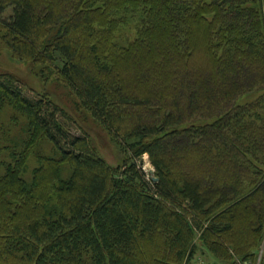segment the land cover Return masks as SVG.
<instances>
[{
    "label": "trees",
    "instance_id": "trees-1",
    "mask_svg": "<svg viewBox=\"0 0 264 264\" xmlns=\"http://www.w3.org/2000/svg\"><path fill=\"white\" fill-rule=\"evenodd\" d=\"M0 48L58 74L125 153L111 166L0 72V264H183L197 241L257 260L264 0H0Z\"/></svg>",
    "mask_w": 264,
    "mask_h": 264
},
{
    "label": "rangeland",
    "instance_id": "rangeland-1",
    "mask_svg": "<svg viewBox=\"0 0 264 264\" xmlns=\"http://www.w3.org/2000/svg\"><path fill=\"white\" fill-rule=\"evenodd\" d=\"M202 58L204 59V57L196 55L193 59L201 63L203 62ZM0 72H10L16 75L21 80V86L26 89L27 95L31 98L38 97L41 94H46L53 98L59 106L74 118V123H71V129L74 134L81 135L83 131L87 132L100 155L111 166L117 167L123 163L125 159L123 149L112 139L101 124H99L88 112L79 108L76 97L58 74L55 73L51 75L48 72L42 73L40 67L18 61L8 50L3 48H0ZM139 163L141 168L148 174V178L154 180L156 178L155 168L150 162V157L145 155ZM34 166L35 163L30 166L26 175L27 178H31ZM195 168H197V166H195ZM260 256H262L260 264H263L264 243L262 244L255 263H257ZM201 263L222 264L212 256L200 241H197L196 255L192 259L186 258L183 264Z\"/></svg>",
    "mask_w": 264,
    "mask_h": 264
},
{
    "label": "built area",
    "instance_id": "built-area-1",
    "mask_svg": "<svg viewBox=\"0 0 264 264\" xmlns=\"http://www.w3.org/2000/svg\"><path fill=\"white\" fill-rule=\"evenodd\" d=\"M261 257H262V256L259 257L257 263L252 262V261H244V262H242L241 260H237V263H238V264H260V263H261ZM201 264H202V263H201Z\"/></svg>",
    "mask_w": 264,
    "mask_h": 264
},
{
    "label": "water",
    "instance_id": "water-1",
    "mask_svg": "<svg viewBox=\"0 0 264 264\" xmlns=\"http://www.w3.org/2000/svg\"><path fill=\"white\" fill-rule=\"evenodd\" d=\"M154 180H155V181H157V179H156V178H155Z\"/></svg>",
    "mask_w": 264,
    "mask_h": 264
}]
</instances>
